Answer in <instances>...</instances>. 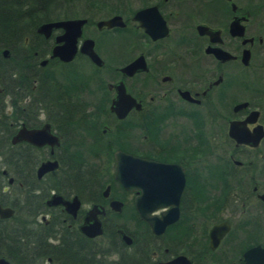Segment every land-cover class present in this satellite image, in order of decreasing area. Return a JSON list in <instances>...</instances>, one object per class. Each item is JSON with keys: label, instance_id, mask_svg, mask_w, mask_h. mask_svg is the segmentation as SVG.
<instances>
[{"label": "flooded vegetation", "instance_id": "af4514ba", "mask_svg": "<svg viewBox=\"0 0 264 264\" xmlns=\"http://www.w3.org/2000/svg\"><path fill=\"white\" fill-rule=\"evenodd\" d=\"M135 1L86 0L84 14L43 20L85 19L69 59L51 55L64 29L44 34L42 22L31 54L0 47V205L11 209L0 249L19 256L0 254L5 264H264V0ZM114 15L122 24H97ZM79 117L102 139L87 136L96 152L67 165L78 139L65 127ZM244 119L239 142L228 129ZM21 127L47 139L13 140ZM116 150L155 163L152 222L135 203L145 184L114 178Z\"/></svg>", "mask_w": 264, "mask_h": 264}, {"label": "water", "instance_id": "95a60500", "mask_svg": "<svg viewBox=\"0 0 264 264\" xmlns=\"http://www.w3.org/2000/svg\"><path fill=\"white\" fill-rule=\"evenodd\" d=\"M149 8H145L141 10L142 12L147 10ZM136 16L133 15V18ZM84 18H65V19H57V20H52V21H46L42 22L39 24L37 27V30L39 32H42L44 34H47L48 31L52 26L54 27H62L64 29V32L62 35L58 36L57 40H63L61 44L54 45L51 49V55L52 56H58L61 59H69L73 56V54L76 51V38L80 34V29L81 26L84 22ZM106 24V25H111V24H122V21L120 19L119 15H114L110 18L104 19V20H99L97 24ZM79 50L81 52H84L86 55H88L91 59L94 61L100 60L96 52L92 48V40L91 39H84L79 47ZM138 59H134L131 62L125 64L121 69L130 71L137 62ZM120 92V91H119ZM119 99L120 102L122 103V99L129 101L132 100V98L128 94L124 93H119ZM119 102L117 101L118 105ZM123 108V107H122ZM114 110L118 112V114H124L125 109H122V111L118 110V106L114 107ZM245 123V119L238 122H231L229 126V134L234 137L236 141L239 142H247L248 141V135L243 131V127L241 126L242 124ZM240 126V131L238 134H235L233 132L235 127ZM38 132L40 133V136H44L46 139V135L42 132V130H26L24 127L19 128L17 133L12 137L13 140L17 139H30L33 141L32 134H36ZM38 139V138H35ZM55 139V138H51ZM114 158L116 160V171L114 173V178L118 181H120L123 185H125L128 189H133L135 186L134 184L136 183H142L145 184L144 187L141 188L140 194L135 196V203L136 206L141 214L142 217H144L146 220L152 222L151 217L147 214V210L151 208V203H149L150 199L152 198L151 196V190L149 188V177H150V168L152 167L153 161L150 160H144V159H139V158H134L133 156L126 154L120 150H116L114 152ZM137 163L139 165L138 168L142 169V172H144L142 176V180L136 179L138 175L134 172V167L133 165ZM42 170V166L39 169V172ZM11 209L7 206H1L0 205V216H7L10 214ZM4 263L5 261L0 258V264Z\"/></svg>", "mask_w": 264, "mask_h": 264}, {"label": "trees", "instance_id": "16d2710c", "mask_svg": "<svg viewBox=\"0 0 264 264\" xmlns=\"http://www.w3.org/2000/svg\"><path fill=\"white\" fill-rule=\"evenodd\" d=\"M44 1L45 0H0V47L8 46L10 47V49H13V51H15L16 47H20L21 45H23L24 48L30 50L29 54H31V50H36L35 47L31 45V41H29V43H24L23 35L24 30L25 28H28V25L36 24L40 20L50 19L49 7H46V5H44ZM33 30L34 29H32L31 31ZM82 120L83 121H81V117L70 120L68 121L69 125L65 127L66 131L70 132V137L66 136V139H81L80 141L77 140L76 145L78 150H74L75 154L72 155L71 159L68 160L67 165L76 163L80 165L83 159L79 154L81 149L88 152H96L97 149L94 145L96 143L86 139L87 136L90 137L89 139H102L101 135L96 134L95 132H93V130H87L83 125V122L86 121V119L82 118ZM19 161L20 160L16 162ZM66 162V159H62L63 165ZM3 163L4 165H6L5 161ZM63 172L66 176L70 177L71 173H73V171H70L67 168H64ZM17 178L20 179V177ZM14 216L16 217V214H14ZM18 225L23 226L22 221H19ZM19 226H17V228ZM21 230L18 229V232ZM7 234H9V232L5 228V221H3V219H0V241L6 238ZM20 236L18 235V238ZM9 250L1 248L0 254L5 257L12 256L15 259L19 258L17 253H15V250H13V252Z\"/></svg>", "mask_w": 264, "mask_h": 264}, {"label": "rangeland", "instance_id": "374dc122", "mask_svg": "<svg viewBox=\"0 0 264 264\" xmlns=\"http://www.w3.org/2000/svg\"><path fill=\"white\" fill-rule=\"evenodd\" d=\"M104 1H108V4L111 5L112 8H114V6H116V7L118 6L121 9H125L124 6L121 5V1L123 2V0H104ZM124 1L125 2L128 1L130 7L134 6L137 2L135 0H124ZM44 5H46V7H49L50 18H53V17L58 18V17H62V16H73V15L84 14L83 9H84V6L86 5V0H54V1L45 0ZM103 14H105V12L103 10L96 11V15L101 16ZM40 21H43V20H40ZM38 23H36V24H38ZM36 24L28 25V28H25L24 35H23V37H25L24 38L25 41H31V42L36 41V39H34L35 37L33 36L32 31H31ZM124 38L119 37V39H117V43L120 46H124L122 44V42L124 41ZM108 46L113 47L116 45L109 43Z\"/></svg>", "mask_w": 264, "mask_h": 264}, {"label": "bare ground", "instance_id": "6f19581e", "mask_svg": "<svg viewBox=\"0 0 264 264\" xmlns=\"http://www.w3.org/2000/svg\"><path fill=\"white\" fill-rule=\"evenodd\" d=\"M20 51V50H19ZM22 55H24V54H22Z\"/></svg>", "mask_w": 264, "mask_h": 264}]
</instances>
